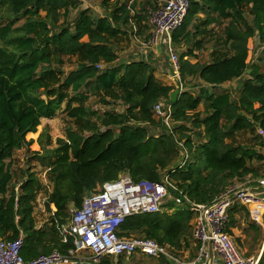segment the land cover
Returning <instances> with one entry per match:
<instances>
[{
	"label": "trees",
	"instance_id": "trees-1",
	"mask_svg": "<svg viewBox=\"0 0 264 264\" xmlns=\"http://www.w3.org/2000/svg\"><path fill=\"white\" fill-rule=\"evenodd\" d=\"M109 1L103 3L108 6ZM79 5V0H0V237L12 240L22 234V255L27 261L73 248L72 238L64 242L60 233L62 224L69 221L70 206L80 207L88 192L121 173L135 180H160L169 174L193 200L208 203L236 182L251 184L259 179L256 161H264V152L233 140L242 130H264V64L248 61L250 39L258 33L264 43V0H191L184 23L172 33L174 45L190 40L188 26L194 18L200 19L194 36L208 31L216 20L212 13L229 23L218 37L221 46L213 50L210 62L193 63L181 55L183 83L197 79L206 85L199 94L187 89L178 92L174 101L171 93L176 87L160 79L150 62L113 64L118 54L112 41L125 33L120 25L133 17L131 4L117 2L104 16L93 15L90 7L81 8L71 24L58 23L60 15L65 23L70 10ZM138 16L144 18V14ZM72 55L77 56V67L66 73L62 58ZM101 63L105 65L100 68ZM241 77L237 98L219 88ZM105 94L119 99L125 109L99 113L86 105L95 95L109 103ZM65 100L68 115L82 130L69 129L67 140L59 139L56 148L38 155L55 185L47 200L50 226L37 227L34 208L41 187L37 173L27 170L17 184L8 159L32 142L27 136L38 130L43 118L54 117ZM160 100L173 106L172 133L155 113L154 105ZM202 103L204 116L198 110ZM149 127L163 131L152 133ZM255 143L264 148L259 132ZM242 207H230L231 226ZM192 219L193 213L180 207L135 214L120 225L118 234L141 233L178 254L194 244L189 240L193 239ZM161 260L167 263L165 257ZM96 264L123 262L103 257Z\"/></svg>",
	"mask_w": 264,
	"mask_h": 264
},
{
	"label": "built area",
	"instance_id": "built-area-1",
	"mask_svg": "<svg viewBox=\"0 0 264 264\" xmlns=\"http://www.w3.org/2000/svg\"><path fill=\"white\" fill-rule=\"evenodd\" d=\"M191 0H158L148 7L149 21L152 26L150 36L141 45H166L172 65L171 77L176 89L185 90L181 75L180 56L172 39V33L185 21ZM103 67V64H98ZM155 113L162 118L167 130L172 133L175 121L173 106L169 101L160 100L154 105ZM264 138V130L258 129ZM181 152L186 154L182 142ZM187 156V154H186ZM185 163L182 162L181 165ZM264 187V176L257 179ZM246 182H236L219 193L211 202H197L180 188L169 176L163 174L160 180H135L127 172L117 179L102 183L96 191L83 198L80 207L70 208V218L62 224L63 241L72 238L74 247L67 253L57 250L40 255L27 261L22 255L23 235L7 240L0 237V264H68L85 263L80 254L90 252L93 261L98 262L107 256L130 257L143 253L152 257L167 259V264H258L257 258H245L233 237L228 233L229 209L236 202L255 204L259 195ZM170 200V201H168ZM172 202L180 208L193 213V240L197 253L194 257L184 258L174 253L168 245L154 238L132 235L120 236V225L127 217L142 213L162 211L166 203ZM216 253V256L214 255Z\"/></svg>",
	"mask_w": 264,
	"mask_h": 264
},
{
	"label": "rangeland",
	"instance_id": "rangeland-1",
	"mask_svg": "<svg viewBox=\"0 0 264 264\" xmlns=\"http://www.w3.org/2000/svg\"><path fill=\"white\" fill-rule=\"evenodd\" d=\"M79 1H80L79 7L72 8L70 10L69 15L66 17L65 23H64L65 18L63 17V15L59 16L58 23L60 25L66 24V23L71 24L73 20L76 18L78 14V10L81 8L90 7L93 15L95 16H101L102 14L109 15L112 11L109 8L110 6L108 7L103 3L104 0H79ZM139 1L143 9H144L145 3L146 4L148 3L149 7H151L154 5V3L157 4L158 2V0H139ZM41 13L43 15L45 14L44 11H42ZM199 15L202 16L201 13ZM246 16L247 18L251 19V15L248 12ZM24 21H25V18L21 19L19 22H17V25L22 24ZM197 21H200V19H197ZM228 23H229V19H223L220 23H216L213 29V31L215 32L214 35H216V37L223 35V29ZM112 42H113V46L118 51V59L113 64H119L123 62L122 61L123 58L127 57L126 54L127 52H129V49H131L130 47L131 40L129 37L122 35L119 38L113 40ZM126 49H128V51L124 53ZM164 49L165 50L161 52L162 54L159 57L160 61H157V64L160 68L159 74H163V75L162 76L160 75L161 77L159 76L158 77L162 79L164 82H167V83L171 82V84L175 86L177 85L176 83L177 81L175 82V80L171 77L172 65L169 59L166 45ZM135 50L136 49H134V51ZM176 50L178 51V54L180 56V52L177 47H176ZM207 58H208L207 53H204V56L199 58V61L201 62L207 61L208 60ZM62 59H63V63L61 67L66 73L77 67V56L76 55L64 56ZM248 61H250L253 64H258L260 66L264 64V43L260 41V37L258 33L253 38L250 39V51H249ZM102 64L104 67L105 64L104 63ZM55 67H57V64H55ZM196 83L200 85L203 84L202 82H198V80L195 79V80H192L190 83L185 84V88L193 92L194 94H199L201 93L200 91L201 86L200 85L195 86L194 84ZM223 85L224 86L219 87V88L230 90L232 96L234 98H237L238 91L236 88V81H231V83L226 82ZM67 92H69V94L72 93L71 89L67 90ZM105 96L107 100L109 101V103H104L102 101L101 95H95V96L90 97L87 100L86 105L90 106L93 110H96L99 113H102L106 110L123 111L125 109L124 104L119 99H115L112 96L106 95V94ZM66 104H67V100L62 102L60 109L58 110L57 114L54 117L43 118L41 120V125L39 126L38 130L35 133L29 134L27 136V139L28 140L31 139L32 142L29 143L28 145L23 146L20 149H16L13 153V156L8 159V162L9 161L11 162V169L15 174L14 181L17 184H19L25 178L27 174L26 173L27 170L30 169L37 173V176L39 178L40 185H41L37 193V197L35 200V208H34V217H35L37 227L49 228L50 226V223L48 222V220L50 218L51 212L49 211L50 209L47 206V200H48L50 193L53 191L54 185H55L54 181L51 179V176L49 175V167L45 165L39 159L38 155H46L53 148H56L59 144V139L62 138L64 140H67L66 138L67 131L69 129L77 131V132H80L82 130L81 126L76 124L74 119L68 115V111L66 110ZM74 105H76V103H74ZM205 108H206L205 103H202L198 108L202 116L205 115ZM149 129L152 130V133H161L163 131L162 129L158 130V129H153L151 127H149ZM84 132L85 134L88 133L86 131ZM257 132H258V129H257ZM257 132L254 133L251 131L242 130L234 135L233 140L236 143H241L245 145H253L259 151L264 152V148H260L257 143L254 144V139H255ZM230 140L231 138L228 141ZM256 166L260 168L259 178L263 177L264 161H259V162L256 161ZM238 181H241V180H238ZM72 207L74 206L71 205L70 208ZM51 208L54 209L53 206H51ZM163 208L164 209L162 211L172 212L173 210H175V208H178V206H176L172 202H169V203H166L163 206ZM244 216H246V213H243L242 218ZM242 218L237 219L236 225L237 223L240 224L242 222ZM248 220H250V218L247 217V221ZM253 227L254 228L259 227V225L255 224ZM60 233L63 236L61 229H60ZM134 234L142 235L141 233H137V232ZM189 240L190 242H192L193 240L192 237H190ZM80 255L83 256V258H85V263L87 262L92 263V264L96 263L95 261L90 259L91 258L90 252L85 251V252H82ZM179 255L183 256V253L181 252ZM106 258L114 259V260H121L123 264H162L160 258L152 257L149 255H144L143 253H137L130 257L121 256L117 258L114 256H107Z\"/></svg>",
	"mask_w": 264,
	"mask_h": 264
},
{
	"label": "crops",
	"instance_id": "crops-1",
	"mask_svg": "<svg viewBox=\"0 0 264 264\" xmlns=\"http://www.w3.org/2000/svg\"><path fill=\"white\" fill-rule=\"evenodd\" d=\"M128 1L129 4H131V14L132 18L130 21L126 24H121L120 26L125 31L124 36L129 37L131 40V49L125 50L124 53L127 52L125 58L122 59L123 62H129L132 60H145L147 62H150L153 66L156 67V74L157 76L161 77L163 74H159L160 68L157 64V61L159 60L160 55L162 54L165 49V45H153L148 48H144L141 45L142 40H147L150 36L152 26L149 21V16L147 13V8L149 7V4L145 3L144 9L140 5L139 0H110L108 7L110 10H112L115 7V4L117 2H124ZM139 1V2H138ZM133 3V4H132ZM156 4V3H154ZM107 6V5H106ZM110 13V12H109ZM144 14V18L142 20H139L138 15ZM202 14V18H204L206 15L204 13ZM103 15V14H102ZM101 15V16H102ZM108 15V14H106ZM104 16V15H103ZM146 16V17H145ZM200 16V15H199ZM212 16L216 18L215 21H213L206 29L209 31L199 33L197 36H194L195 31V23L198 21L195 20V18L192 20L190 25L188 26V29L192 31L190 40L185 41L182 39L180 42H175V46L178 48L180 52V57L182 54L185 55V59L190 60L191 62L195 63L199 60V58L204 56V53H207L208 60L204 62H210L212 59V52L216 48H219L221 46L220 42H218V36L214 35V26L216 23H220L219 18H217L216 13H212ZM121 35V36H122ZM198 40H202L201 43H196ZM116 49V48H115ZM134 49H136L134 51ZM192 49V51H190ZM134 51V52H133ZM117 54L118 51L116 50ZM189 52V53H188ZM130 58V59H129ZM127 60V61H125ZM161 75V76H160ZM165 75V74H164ZM244 77L234 79L232 81H236V88L238 91V87L241 85ZM231 83V81H228ZM167 83V82H166ZM202 85H206V83L202 82ZM168 84H171V82H168ZM200 85V84H199ZM200 85V86H202ZM224 86L223 84L220 85V87ZM230 91V90H229ZM231 93V91H230ZM252 189L259 195L260 201H258L255 204H244L242 202H236L235 204H240L244 207L237 211L235 213L236 222L237 219H241L243 216V213H246V216L242 218V222L240 224L236 222L234 226L230 225V221L227 227L228 233L233 237L236 245L240 248L241 252L243 253L245 258H257L258 264H264V187L258 184L257 180L252 182V185H250ZM234 204V205H235ZM233 205V206H234ZM247 217L250 218V220L247 221ZM248 223V224H247ZM192 224V231H193V219L191 221ZM257 224L259 227L254 228L253 226ZM248 226V228H247ZM191 248L194 246L193 242L191 243ZM195 247V246H194ZM181 249L178 254L181 252L183 253V256L178 255L182 258L186 256L194 257L197 253V248L195 247L194 254L192 253V249ZM216 256V253H214ZM262 258V260H261ZM161 260V258H160ZM162 262V260H161ZM88 264H92L87 262ZM96 264V263H95ZM163 264V263H162ZM165 264V263H164ZM167 264V263H166Z\"/></svg>",
	"mask_w": 264,
	"mask_h": 264
},
{
	"label": "water",
	"instance_id": "water-1",
	"mask_svg": "<svg viewBox=\"0 0 264 264\" xmlns=\"http://www.w3.org/2000/svg\"><path fill=\"white\" fill-rule=\"evenodd\" d=\"M248 72H250V69L248 70ZM178 90L177 89H175V90H173L172 91V93H171V100L172 101H174L176 98H177V96H178ZM68 264H88V263H79V262H75V263H68Z\"/></svg>",
	"mask_w": 264,
	"mask_h": 264
}]
</instances>
